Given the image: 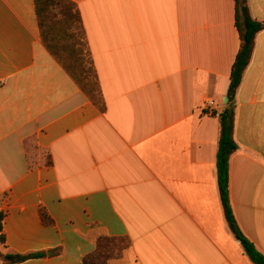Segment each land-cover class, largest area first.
<instances>
[{
    "label": "crops",
    "instance_id": "1",
    "mask_svg": "<svg viewBox=\"0 0 264 264\" xmlns=\"http://www.w3.org/2000/svg\"><path fill=\"white\" fill-rule=\"evenodd\" d=\"M72 1L97 101L43 43L35 1L0 0V249L46 253L15 264H85L107 236L118 243L110 264H253L217 176L219 114L241 45L236 0ZM248 4L264 23V0ZM234 137L232 206L264 254V30Z\"/></svg>",
    "mask_w": 264,
    "mask_h": 264
},
{
    "label": "trees",
    "instance_id": "2",
    "mask_svg": "<svg viewBox=\"0 0 264 264\" xmlns=\"http://www.w3.org/2000/svg\"><path fill=\"white\" fill-rule=\"evenodd\" d=\"M34 1L43 43L72 73L84 91L97 101L100 96V86L78 4L72 0ZM236 27L240 34L241 45L232 67L227 95L228 104L219 114L221 132L217 154L218 188L231 232L241 243L245 254L253 264H264V254L248 239L238 223L230 190V160L239 148L234 137L236 96L251 62L256 37L264 30V23L252 17L248 0H236ZM41 214L44 222L51 223V218L45 210H42ZM4 218L5 213L0 210V241L3 244H5ZM117 247L116 239L100 236L95 251L85 258L84 263L110 264ZM44 256H46L44 252L25 255L12 251L0 253L3 264H15Z\"/></svg>",
    "mask_w": 264,
    "mask_h": 264
},
{
    "label": "rangeland",
    "instance_id": "3",
    "mask_svg": "<svg viewBox=\"0 0 264 264\" xmlns=\"http://www.w3.org/2000/svg\"><path fill=\"white\" fill-rule=\"evenodd\" d=\"M0 247H3V243L0 241ZM0 253H6L4 250L0 249ZM0 261H2V259H0ZM3 262V261H2Z\"/></svg>",
    "mask_w": 264,
    "mask_h": 264
},
{
    "label": "built area",
    "instance_id": "4",
    "mask_svg": "<svg viewBox=\"0 0 264 264\" xmlns=\"http://www.w3.org/2000/svg\"><path fill=\"white\" fill-rule=\"evenodd\" d=\"M211 104L212 103H210L209 101H207V103H206V105H207L206 109H209V107H211Z\"/></svg>",
    "mask_w": 264,
    "mask_h": 264
}]
</instances>
